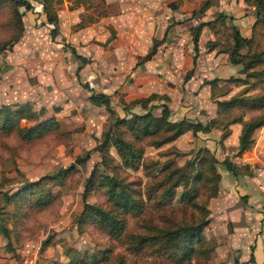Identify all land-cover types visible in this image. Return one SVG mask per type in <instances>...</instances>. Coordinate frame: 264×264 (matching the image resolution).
I'll use <instances>...</instances> for the list:
<instances>
[{
    "label": "rangeland",
    "instance_id": "1",
    "mask_svg": "<svg viewBox=\"0 0 264 264\" xmlns=\"http://www.w3.org/2000/svg\"><path fill=\"white\" fill-rule=\"evenodd\" d=\"M116 1L120 8L106 0H63L52 39L42 12H31L34 21L22 19L20 28L10 1L0 0V105L30 104L34 117L22 120L24 126L57 120V126L28 141L0 131V264H18L26 256L40 264H242V250L264 234V125L253 131L248 150H238L242 126L264 117V25L254 24L256 10L244 0H217L207 10L204 0H151L156 6ZM220 11L232 21L217 25L215 40L205 29L199 78L232 73V79L215 86L210 96L200 81L183 78L193 54L191 27ZM232 23L251 39L241 50L244 65L253 53H262L253 70L225 66L220 48L232 43ZM153 40L159 42L154 60L138 65ZM214 45L215 52H208ZM67 46L86 59L78 75L82 62ZM81 83L109 94L111 108L93 105ZM152 93L168 98L170 122L214 118L210 125L218 130L188 131L165 142L172 131L157 120L160 108L152 109L155 121L135 124L137 137L125 125H114L117 118L145 113L148 106L132 100ZM233 97L238 102L232 106L217 103ZM110 129L109 158L101 161L96 146ZM116 136L137 149L135 168H128L112 146ZM223 159L257 181L232 177L220 164ZM57 173L53 183L50 176ZM110 177L142 200L141 211L114 208L101 182ZM46 191L52 200L39 204L37 197L46 200ZM258 212L261 221L253 217ZM115 216L124 222L116 236L100 223ZM203 222L199 232L189 231L180 241L168 234ZM253 226L258 232H245Z\"/></svg>",
    "mask_w": 264,
    "mask_h": 264
},
{
    "label": "trees",
    "instance_id": "2",
    "mask_svg": "<svg viewBox=\"0 0 264 264\" xmlns=\"http://www.w3.org/2000/svg\"><path fill=\"white\" fill-rule=\"evenodd\" d=\"M8 1H10V3L13 6L14 18L17 20L20 28H22L23 26L22 16L24 12L19 11V8L22 7L25 11H29V10H32V4L28 0H8ZM216 2L217 0H204L202 4L204 6V9L207 10L212 5H214ZM244 2L247 5L254 7L256 10V14H255L256 21L254 24L257 25L258 23H261L264 25V0H259L257 2H254V0H244ZM61 3H62V0H41L42 13L45 17L47 24L51 26L50 36L52 39H54L56 35L58 34L59 18H58V13H57V6L60 5ZM169 6L173 9L176 8V6L173 3H171ZM226 19H229L230 21H232V18L230 16H228L223 11H220L216 14L215 19L213 18L212 20H209V21H201L198 26L192 28L191 42H192L193 53H194L193 61H192L193 67L186 73L184 82H186L193 76L194 67L196 65V60H197V56L199 52L198 43H199V36H200L202 28L204 26H207L209 27L210 30L214 31L216 34L218 32L217 25L220 24L221 21H222V24L223 23L225 24ZM230 30H231L232 43L229 47L226 46L224 48H220L221 51L228 53L229 62L232 65L234 66L241 65V67L243 66L244 68L246 67L248 69L253 70L255 63L260 62L259 59L262 53H253V55H251L250 60L246 63V65H244L245 60L243 61L244 55L241 54V50L243 49V47L248 45L251 39L244 37L241 34V31L238 28V26L234 23L230 24ZM166 32H165V36H166ZM13 43L12 42L9 43L8 46H12ZM158 46H159V42L157 40H153L151 50L144 56L139 57L137 64L141 65L144 62L149 61L156 54ZM67 47H69L72 54L82 62V64L77 69V75H78V72H80V70L83 68L84 64L86 63V59L85 57L77 54L74 48L70 46H67ZM2 49L3 48L0 47V50ZM231 79L232 78L228 80H231ZM218 81H219L218 78H213L212 80L207 81V82L205 81L204 83L217 86ZM81 86L86 88L88 91H90L89 101L93 105L105 106L107 109L111 108V97L109 94L102 93V92H95L93 89H91L88 83H81ZM155 99H157L156 103H154ZM237 102L238 101L236 97H233L227 101H217L219 105L223 104V105H228V106H232ZM132 103L139 104L143 108L148 106V110L143 114L133 113L132 119L127 118L126 116L122 118H117L115 120L114 125L115 124L125 125V127L129 130V132H131V134L135 137L139 136L135 128V124L137 122H141V123L147 122L148 123V122H151V120L155 121L156 117L152 115V109L154 108L161 109L160 110L161 115L160 117H158L157 120L163 124H167L169 126V130L172 131V133L168 137H166L165 142L172 141L188 131L192 132L193 134H196L198 132L207 133L213 129H218V127L210 125L211 121H213L214 119L209 120L206 124H202L201 122L193 123L192 121H189V119L187 118H183L180 121L170 122L169 121L170 109L167 105L168 98L165 95H159L156 93H152L145 98H139V99L132 100ZM127 105H123V109L127 108L129 110V107ZM255 105L260 106L262 105V103H259L258 105L256 103ZM33 117L34 116L32 113V109L30 107V104L28 103L24 105H20V106H17L14 104L12 105L2 104L0 105V131L4 133L14 132L21 139L28 141V140H33V139L41 137V135L44 132L57 126V120L55 117L47 118L37 124H33L30 126L22 125L21 123L22 120H32ZM263 125H264V117H261L256 120L249 121L242 126L241 133L239 135V143H238V150L240 153H243L244 151L250 148V145L252 143L251 137H252L253 131L256 128H259ZM111 129L108 130L106 133H104L103 140L96 146V150L101 153V161L102 160L106 161L109 158L107 150L110 144V141H109L110 139L108 138V136H109ZM146 129H148L147 126L142 127V130L144 131L143 132L144 135L148 134L146 132ZM113 132H116V131H113ZM227 134L228 133H225L222 136V138H224ZM111 142H112V146H114V148L116 149V152L121 158V161H123L124 164L128 168H135V166L138 163L139 155H137L138 151L132 145V143L127 142L126 140L122 139L120 136L114 137ZM220 164L234 178H238L240 174L246 173V172L240 171L238 166L229 162L227 159H223L220 162ZM58 174L60 173H57L55 176L54 175L50 176V178L53 179L52 181L53 183L55 180H57ZM246 174L250 175L251 173H246ZM90 178H88L85 182L83 199L86 198L88 191L90 189V184H91V183L89 184ZM101 182H102V185L107 188L108 198L111 201V203L114 205V208L116 210H120L125 213H129V212L136 213L142 210V200L136 197L134 194L130 193V189L127 186H125V184L121 183L120 181H118L116 178H113V177L107 178L105 180L102 179ZM177 185L178 184L176 183L174 186L176 187ZM34 190H35L34 188H31V190L29 189L30 192L28 191L27 192L36 197L37 195ZM46 192H47L46 200L41 199V198L39 199V197H37V200H39L38 201L39 204L46 205L52 200L53 197L50 191H46ZM115 215L117 214L115 213ZM100 223L103 224L108 229L109 233L116 236L122 231V226L124 222L122 219L117 218L115 216V219H113L110 222L104 223V221L102 220ZM207 223L203 222L199 225H189L183 228H178L168 234L172 238L176 236V238L171 239V240L180 241V239L184 238L185 235L189 233V231H191L192 233L194 231L199 232L201 230L202 225L204 227ZM253 248H254V245L251 246L252 251H253ZM249 262L251 263L254 262L253 253L250 254Z\"/></svg>",
    "mask_w": 264,
    "mask_h": 264
},
{
    "label": "crops",
    "instance_id": "3",
    "mask_svg": "<svg viewBox=\"0 0 264 264\" xmlns=\"http://www.w3.org/2000/svg\"><path fill=\"white\" fill-rule=\"evenodd\" d=\"M133 1V0H132ZM134 1H136V4L137 5H142L143 3H145V2H148L149 4H147L148 6H150V5H153L154 4V6H156V4L158 3V2H155V1H151V0H134ZM62 2H63V0H62ZM106 3L107 4H115V5H119V8H120V4L119 3H121L120 1H119V3L116 1V0H106ZM171 4V3H170ZM246 4V3H245ZM62 5V3L60 4V5H58L57 6V13H58V10H59V7ZM22 8V7H21ZM21 8H19V11H21V12H24V14H23V16H22V19L23 20H25V19H29V20H31V21H34L33 20V16H32V13L31 12H33V11H36V12H38V13H41L42 12V4H41V0H34V2H33V4H32V10H29V11H25L24 9H22L21 10ZM146 9L147 10H149V12H151L150 11V9L148 8V7H146ZM29 13H31V14H29ZM43 14V13H42ZM155 14V13H154ZM40 16H42L41 14H40ZM44 16V15H43ZM35 17V16H34ZM30 18H32V19H30ZM213 19V18H212ZM255 20H256V18H255ZM254 21V20H253ZM189 22V21H188ZM187 23V22H186ZM200 23V22H199ZM199 23L196 25V26H198L199 25ZM185 24V22L184 23H182L181 25H184ZM196 26H193V27H196ZM193 27H191V30H192V28ZM205 29H207L211 34H212V36L210 37L211 39L210 40H215V32L214 31H212V30H210L209 29V27H207V26H204L203 28H202V30H201V33H200V36H199V52H198V56H197V60H196V65H195V67H194V72H193V76L189 79V80H187L185 83H190V81L192 82V81H194L195 79L196 80H198V81H200V85H203V87L205 88V92L206 93H209V95L211 94V91H212V89L213 88H215V86H213V85H210V84H206V83H204L205 81L207 82V81H210V80H212L213 78H218L219 79V81H218V83H217V86H219L220 85V83H225L226 81H227V79H229L230 78V76L232 75V73H231V75H228L229 77H226V76H216V75H214V74H212L211 73V75H205L203 78L204 79H201L200 80V78H199V76H201L202 74H201V71H200V69H199V67H200V61L202 60V57H201V51H200V47H201V45H202V41H203V38L205 39ZM190 30V31H191ZM245 37V36H244ZM207 44V43H206ZM205 46V41H204V44H203V47ZM208 52H215V46L211 49V50H209ZM222 52V51H221ZM157 53V52H156ZM225 55H226V59H225V61L227 62V64L225 65V66H228V68L230 67V62H229V58H228V53H226V52H223ZM156 55V54H155ZM154 55V56H155ZM193 55H194V53L192 54V57L190 58V66H189V68L187 69V71H186V73L193 67V64H192V61H193ZM144 56V55H143ZM153 56V57H154ZM153 57L149 60V61H146V62H144L143 64H145L146 66L148 65V63H150V62H152L154 59H153ZM142 65V64H141ZM232 65V64H231ZM234 66V65H233ZM199 69V70H198ZM186 73H185V75H184V78H183V82H184V79H185V76H186ZM211 96V95H210ZM211 98V97H210ZM216 99V98H215ZM215 99H213V100H215ZM211 119H214V118H211ZM211 119H208V120H206L205 122H201L202 124H206L209 120H211ZM196 122H200V121H196ZM216 130H218V129H213V130H211L210 132H207V133H203L204 135H210L211 133H213L214 131H216ZM238 143H239V137H238ZM259 176V175H258ZM239 178H248V179H255L256 181H257V179H256V177H252V175L250 174V175H248V174H240L239 176H238ZM242 182V181H241ZM249 182V181H248ZM251 182V181H250ZM237 183V181H235V183L234 184H236ZM241 185H242V183H241ZM262 190V191H261ZM260 191H261V193L264 191V189H261ZM260 196L262 197V198H264V192L262 193V195L260 194ZM261 210H263V209H261ZM263 212H264V210H263ZM256 220H258V221H261L260 219L262 218V213L261 212H258V213H256V215L255 216H253ZM253 224H254V222H253ZM261 224V223H260ZM252 229H254V230H257V232H258V230H259V228H257V226H253L250 230H249V228H246V230L247 231H245V232H248V231H250V232H252L253 230ZM244 232V231H243ZM256 232V233H257ZM263 232H264V227H263ZM253 244H252V246L254 245V248H253V251L251 250V246L248 244V245H246V249L245 248H243V249H245V250H242V252H241V257H240V263H242V264H250L251 262H249V258H250V254L251 253H253V256H254V262L253 263H251V264H264V234H257V235H255V237H254V240H253Z\"/></svg>",
    "mask_w": 264,
    "mask_h": 264
},
{
    "label": "built area",
    "instance_id": "4",
    "mask_svg": "<svg viewBox=\"0 0 264 264\" xmlns=\"http://www.w3.org/2000/svg\"><path fill=\"white\" fill-rule=\"evenodd\" d=\"M18 264H40V263L37 261L36 257L26 256L22 258Z\"/></svg>",
    "mask_w": 264,
    "mask_h": 264
}]
</instances>
